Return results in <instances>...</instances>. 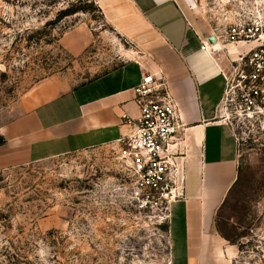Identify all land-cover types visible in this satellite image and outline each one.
I'll use <instances>...</instances> for the list:
<instances>
[{
  "label": "rangeland",
  "instance_id": "374dc122",
  "mask_svg": "<svg viewBox=\"0 0 264 264\" xmlns=\"http://www.w3.org/2000/svg\"><path fill=\"white\" fill-rule=\"evenodd\" d=\"M190 1L209 34L264 21V0ZM81 28L94 44L74 56L62 41ZM260 43L264 33L241 53L243 44L220 41L229 79L220 116L234 133L238 164L215 220L235 248L229 264H264V80H250L248 57H240ZM129 49L95 0H0V126L45 80L80 86ZM244 83L261 91L251 111L240 102ZM117 153L106 146L0 171V264H170L168 224L131 200Z\"/></svg>",
  "mask_w": 264,
  "mask_h": 264
},
{
  "label": "crops",
  "instance_id": "0c3cea01",
  "mask_svg": "<svg viewBox=\"0 0 264 264\" xmlns=\"http://www.w3.org/2000/svg\"><path fill=\"white\" fill-rule=\"evenodd\" d=\"M95 1L128 57L77 87L51 78L33 88L0 126V171L115 145L128 132L122 116L139 117L134 89L151 73L167 83L183 126L185 196L171 208L170 264H229L235 248L215 226L238 181L235 136L220 116L229 81L222 45L209 44L190 0ZM62 42L79 56L94 38L81 28Z\"/></svg>",
  "mask_w": 264,
  "mask_h": 264
},
{
  "label": "built area",
  "instance_id": "2783aa9c",
  "mask_svg": "<svg viewBox=\"0 0 264 264\" xmlns=\"http://www.w3.org/2000/svg\"><path fill=\"white\" fill-rule=\"evenodd\" d=\"M263 33L264 21L259 19L250 25L230 26L223 34H213V37L216 44L224 39L232 45L247 47L261 42ZM240 57L242 60L248 57L250 80H264V43L250 48ZM243 85L240 102L251 111L261 91L254 85ZM134 93L139 117L122 116L128 132L113 146L118 150L121 170L127 173L131 200L147 216L169 224L173 204L185 196V155L179 139L183 126L177 105L162 78L144 74Z\"/></svg>",
  "mask_w": 264,
  "mask_h": 264
},
{
  "label": "water",
  "instance_id": "95a60500",
  "mask_svg": "<svg viewBox=\"0 0 264 264\" xmlns=\"http://www.w3.org/2000/svg\"><path fill=\"white\" fill-rule=\"evenodd\" d=\"M209 44L214 45L216 43L215 38L212 36L208 39Z\"/></svg>",
  "mask_w": 264,
  "mask_h": 264
},
{
  "label": "bare ground",
  "instance_id": "6f19581e",
  "mask_svg": "<svg viewBox=\"0 0 264 264\" xmlns=\"http://www.w3.org/2000/svg\"><path fill=\"white\" fill-rule=\"evenodd\" d=\"M131 55H132V54H131ZM133 55H134V54H133ZM133 55H132V56H133Z\"/></svg>",
  "mask_w": 264,
  "mask_h": 264
}]
</instances>
